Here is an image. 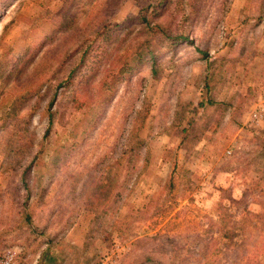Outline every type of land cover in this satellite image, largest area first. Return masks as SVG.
<instances>
[{
  "label": "rangeland",
  "instance_id": "obj_1",
  "mask_svg": "<svg viewBox=\"0 0 264 264\" xmlns=\"http://www.w3.org/2000/svg\"><path fill=\"white\" fill-rule=\"evenodd\" d=\"M7 253L263 264L264 0H0Z\"/></svg>",
  "mask_w": 264,
  "mask_h": 264
},
{
  "label": "trees",
  "instance_id": "obj_2",
  "mask_svg": "<svg viewBox=\"0 0 264 264\" xmlns=\"http://www.w3.org/2000/svg\"><path fill=\"white\" fill-rule=\"evenodd\" d=\"M141 23H143V24H148V20H147V18H142ZM51 106H52V103L49 104V107H51ZM52 125H53L52 113H49V117H48V125H47V128H46V130H45V133H44V135H43V138H46V137L49 135L50 128L52 127ZM139 143H140V142H139L138 140L135 141V144H136V145L139 144ZM138 146H139V145H137V146L135 147V149L138 148ZM133 151H134V150H133ZM133 151H132V153H133ZM36 158H37V156H35L34 161H36ZM142 169H143V168H142ZM52 259H53V257H50V260H52ZM146 260H147V261H151V258H150V257H147ZM150 264H156V263H154V262H150ZM263 264H264V263H263Z\"/></svg>",
  "mask_w": 264,
  "mask_h": 264
},
{
  "label": "built area",
  "instance_id": "obj_3",
  "mask_svg": "<svg viewBox=\"0 0 264 264\" xmlns=\"http://www.w3.org/2000/svg\"><path fill=\"white\" fill-rule=\"evenodd\" d=\"M12 259V255L10 253H7L5 256H4V260L2 261L1 264H9L10 261Z\"/></svg>",
  "mask_w": 264,
  "mask_h": 264
}]
</instances>
